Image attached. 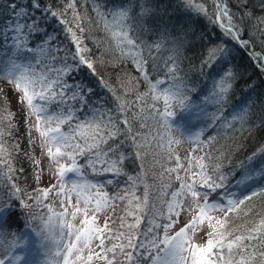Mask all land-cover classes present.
Here are the masks:
<instances>
[{"label":"snow or ice","instance_id":"snow-or-ice-1","mask_svg":"<svg viewBox=\"0 0 264 264\" xmlns=\"http://www.w3.org/2000/svg\"><path fill=\"white\" fill-rule=\"evenodd\" d=\"M218 4L217 19L220 23L216 26L222 29L221 35L224 39L205 49L201 67L208 68V74L215 79L212 98L214 102L222 105L225 97L235 88L239 79L237 69L230 62L231 54L228 44L235 43L242 49H248L251 41L246 39L248 31L246 25L243 29L244 35H241L240 25L244 21L229 13L228 7L224 5V0H218ZM8 6L11 8V23L6 28H0V37L11 39L17 55L22 56L25 51H30L34 58L40 57L37 64L45 65L48 75L42 81L44 90L39 93L33 91L30 95L29 88H34L35 85L41 83V80L32 79L31 77L35 76V73L28 74L25 70L19 77L13 76L11 84L4 82L7 84V92L11 96H15L16 103L20 107H23L20 93L27 100L30 112L35 113L33 127L40 133L46 145L54 144L56 146L55 151L51 146L47 147V155L53 161H57V158L62 155L69 156L72 158V167L59 165L56 175L60 183L59 185L53 184L50 188H33L32 192H25L15 184H10L7 190L0 188V264H19V261L23 259L22 255L14 253V249L22 241L11 232V229L24 226L20 221L24 209H28L34 220L39 217L46 225L50 222L51 217L44 220V217L39 216L35 209L47 207L43 203V197L48 196L53 190H56L57 196L65 197L68 204H71L73 194L76 197V203L72 205L75 210L69 213L68 207H63L59 214L61 217H66L69 214L74 217L79 213L84 216L81 221L82 226L69 232V235L75 237V243L67 246L66 254L63 257L64 264H75L76 261H79L80 264H94V261H99L100 264H264V248L250 250L256 248L254 243L256 241L261 242L264 246V220H261L259 228L247 229L246 234H237L238 230L233 229L230 223L229 214L236 211L239 205L244 204L245 200H249L251 197L240 200L229 199L226 203L223 198L213 199L214 196L220 197L218 190L225 188V180H227L226 176L220 174L219 163L207 170L204 165H201L200 173H193L194 176H200L201 185L183 183L180 192L173 191L171 193V196L175 198L174 203L165 200L160 209H149L148 216H151L152 219H148V216H144L142 213L137 214L136 210L140 208V205L136 204L132 211L127 212L125 216L109 218L112 221L111 227L107 220L103 228L93 226L96 214L107 207L114 206L116 201L125 200L127 193L109 196L102 187L98 189L97 185L92 183L77 184L73 182L70 188H66L64 177L68 172L80 173V167L76 165V157L80 156L84 157L87 166L94 173L110 177L104 182L105 184L119 186L121 178H125L126 184L135 187V180L140 177L134 178L124 171L125 164L122 162L126 161V155L122 152V148L125 143L131 144L134 149L132 155L138 157L140 155L138 150L141 149V146L137 143L139 138L136 135H129V129L120 127V117L127 112L131 105L121 102L112 107L102 99L97 92V86L106 91L111 90L108 88L107 82L99 78L95 61L89 55V49L83 45L82 40L72 28L65 29L71 35L69 43L72 44V47L57 44L60 37L52 35L47 30L46 23L43 20H37L36 16L32 14V10H35L40 13L42 18L45 16L41 9V0H28V3L23 7L16 4L14 0H10ZM68 7L71 8L72 5L69 4ZM48 11L53 19L58 15L51 9ZM150 11L149 7H141L140 15L137 17L142 22L141 27L147 23L144 17H147ZM63 14V11L59 13V15ZM120 15L126 16L127 13L121 12ZM214 15L217 14L214 13ZM234 20L237 22L233 23ZM77 28L79 29V25ZM187 35L185 33L183 38L177 36L175 39L169 40L165 33L159 38L161 42L155 44V47H161L163 42L172 45L169 50L173 52V56L169 57L167 64L174 65V68H168V72L173 77L172 96L182 108H187L190 104L189 98L185 94L189 89L187 86L180 87L174 82V78L175 73L182 70L178 63L182 55L181 49L189 50L184 43ZM123 39L127 45H131L133 48L138 47L133 39L128 38L127 33L123 34ZM53 45L55 47H52ZM144 47L151 50L153 45L144 43ZM247 54L250 59L259 63L261 69H264V49L259 52L253 49ZM146 63L148 61L145 59H137L135 67L144 75L145 79H148L147 73L144 72ZM51 65L59 66L52 67ZM217 65H220L218 69ZM12 67L20 69L24 66L14 63ZM83 71H88L97 78L96 86L85 79L77 78ZM8 75L12 76L13 74L9 72ZM163 83L158 80L156 84L150 85V89L154 90ZM189 83H194V81H189ZM34 96H39L40 100L46 103L37 106L34 103ZM115 99L120 100V97L116 96ZM137 99H142V97H137ZM9 102L11 101L9 100ZM247 103L244 101L238 106L247 105ZM52 105H55V108H52ZM167 109L166 102L165 111L157 113V117H162L167 121V118L174 115ZM246 115V112L241 108V111L233 116V119L244 122ZM81 116H83V120H81ZM24 118L25 116L22 115L18 125L23 124ZM28 119L31 123L30 115ZM53 121L56 123L55 127L47 126ZM73 121L76 122V128L72 129V135L65 134L61 130V125H68L71 129ZM42 122L43 131H41ZM123 124L129 125L130 121L125 118ZM257 132L264 136V120L261 121V127L257 129ZM198 136L199 134H197ZM77 139L82 143H73ZM62 147L71 149V151L61 153ZM255 156L256 153H253L249 160L254 161ZM35 163L38 165L39 161L37 160ZM10 171L12 170L10 169ZM22 171L27 173L25 183H28L30 187L39 179L38 175L33 174L31 164L27 169L22 168ZM254 175H259L261 179H264V168H259L254 163L247 169L242 167L241 171L236 173V176L240 177L237 184H246L252 181ZM235 178L234 176L233 179ZM177 179L181 178L178 176ZM201 187L207 191L202 192ZM92 189L96 191L93 193L90 191ZM5 195L7 200L4 198ZM252 195L255 196L257 193L253 192ZM260 195H264V189L261 190ZM146 201L147 197L145 196V203ZM81 203L83 209L79 207ZM132 203V200L128 201L129 205ZM64 204L65 200H61V205ZM49 211H51L50 208ZM89 211L92 213L91 219H89ZM215 212H222L223 219H216L212 215ZM185 213L195 214L189 215L183 226L175 231L174 235H168L176 220L182 219ZM157 215L166 217L163 223L155 222ZM126 217H132V222H128ZM61 223L66 224L70 230L73 228V225L68 221L62 220ZM159 232L165 233L162 241ZM10 236L13 238L9 239ZM194 240L202 242L193 243ZM93 244L99 249L98 251L92 247ZM161 244L165 248L162 249ZM85 250H87L86 256L83 254ZM162 251L168 258L160 255Z\"/></svg>","mask_w":264,"mask_h":264},{"label":"trees","instance_id":"trees-1","mask_svg":"<svg viewBox=\"0 0 264 264\" xmlns=\"http://www.w3.org/2000/svg\"><path fill=\"white\" fill-rule=\"evenodd\" d=\"M71 1L72 7L68 9H66V1L63 0H41V5L58 13L55 19L52 17L51 23L53 25L58 23L63 29L71 25L70 12L78 15L83 29V45L89 49V55L95 61L99 78L105 80L111 90L106 91L97 86V92L109 106L114 107L121 102L131 105L120 117V127L129 129V135H136L139 138L137 143L141 149L138 150L140 155L137 157L132 155L134 149L131 144L123 145L122 152L126 155V161L123 163L127 174H133V177L139 176L140 179H137L140 181L139 185L145 186L151 192L148 183L153 178L148 164L156 165L157 157H161L163 147L170 141V131L176 130L177 127L184 132L203 129L202 150L206 170L219 163L220 174L227 177L225 188L218 190L220 197L214 196L213 199L223 198L224 202H227L229 199L240 200L251 197L229 214L230 223L233 229L238 230L237 234H246V230L252 227L259 228L261 220H264V195H260L261 190L264 189V179L254 175L252 181L237 184L240 177L236 176V173H239L242 167L247 169L253 163L259 168H264V136L257 132L261 127V121L264 120V69H261L259 63L254 62L247 54L253 49L257 52L264 49V27L259 16L264 8V0H224L229 13L244 21L240 25L241 35H244L243 29L246 25L248 29L246 39L251 43L248 49H242L235 43L228 44L230 62L237 69L239 79L222 105L214 102L212 98L215 79L208 74V68L201 67L205 49L224 39L221 35L222 29L216 26L220 23L217 19L218 0H191L198 7L189 0ZM184 1L188 5L183 4ZM9 2L10 0H0V28H6L5 23L11 19L6 6ZM142 6L151 10L149 15L144 17L147 23L143 24V27H141L142 22L137 19ZM61 11L63 15H59ZM119 12L127 13L124 28L129 26V35L138 47L127 45L125 40L114 33L117 28L114 25V17H117ZM165 33L169 40L177 36L183 38L185 33L188 34L184 43L189 50L181 49L182 55L178 63L182 70L176 72L174 78V82L180 87L187 86L189 89L185 93L190 101L187 108H182L172 96L173 77L169 74L168 68H174V65L167 64L169 57L173 56V52L169 50L172 45L163 42L161 47H155L156 43L161 42L160 36ZM7 39L0 37V53L6 48ZM142 41L153 45L152 49L145 48ZM65 42L69 46L72 45L66 39ZM137 59L148 61L144 65L148 79L136 69ZM219 67L220 65H217V69ZM77 78L85 79L96 86L97 78L88 71L81 72ZM158 80L164 83L154 90L150 89V85L156 84ZM163 93L166 95L164 96ZM116 96H119L120 100H116ZM137 97L142 99L138 100ZM244 101L248 102L247 105L238 106ZM166 102L167 110L174 113L172 117L167 118V121L157 117V113L165 111ZM241 108L247 114L244 122L233 119ZM7 110L8 104L0 90V188L2 189L6 178L10 176L16 165L15 152L8 143V134L12 126L8 124V118L4 114ZM125 118L130 121L129 125L123 124ZM72 129L75 128L72 127L68 132L71 135ZM253 153H256L254 161L249 160ZM100 177L101 183L110 178L105 174H101ZM124 181L125 178H121L119 186L116 187L129 185ZM103 185L114 191V184ZM200 185L201 182L198 186ZM201 190L207 191L202 187ZM253 192L257 195L253 196ZM37 210L36 208L35 211ZM254 243L256 248L250 250L264 248L261 242Z\"/></svg>","mask_w":264,"mask_h":264},{"label":"rangeland","instance_id":"rangeland-1","mask_svg":"<svg viewBox=\"0 0 264 264\" xmlns=\"http://www.w3.org/2000/svg\"><path fill=\"white\" fill-rule=\"evenodd\" d=\"M63 1H66V9H68V5L72 1ZM189 1L192 2L191 0ZM15 3L23 7L28 3V0H16ZM183 4L188 5L186 1H184ZM192 4L194 3L192 2ZM8 5L9 4H6L9 12L11 13V8ZM194 6L198 7L196 4H194ZM41 9L45 13L43 18L40 16V13L36 12L35 10H32V14L36 16L37 20H43L46 23L47 30L52 35H58L60 37V39L57 41V44H62V46L67 47L72 46L67 45L65 42V39L67 41L71 40L70 33L64 30L67 28H72V30L76 32V35L79 36L81 40H83V29L80 19L76 13L70 12L71 25L67 27L65 26L63 29L59 27L58 23H55L54 25L51 23L52 15L48 11L47 7L41 5ZM119 13L117 17H114V25L117 27L115 28L116 30L114 33L121 39H123V34L127 33L128 38L132 39L129 35V26L124 28V26H126V16H121ZM259 16L262 20V26L264 27V8L262 9V13H260ZM10 23L11 19L5 23V26ZM77 25H79V29L77 28ZM59 31H62V33ZM5 46L6 48L0 53V90L4 100L8 104V110L4 114L8 118V124L12 126V129L9 132L10 134H8V143L11 146L10 148L15 152L16 165L14 170L9 174L11 177L8 176V178H6L3 189L7 190L10 184H15L25 192H32L33 188H50L53 184L59 185L60 181L56 175L59 165L62 164L65 167H72V158L62 155L57 158V162L53 161L47 155V147L51 146L53 151H55L56 146L54 144L46 145L44 143V139L40 136V133L33 127L35 123V113L30 112L27 100L24 99L23 94L20 93L21 102L23 104V107H20L16 103L15 96H11V94L7 92V84L12 83L13 76L19 77L21 72H24L25 70L28 74L35 73V76L31 77L32 79L41 80V83L35 85L34 88H29V94L31 95L33 91L39 93L44 90L42 81L44 77L48 75L45 65H38L37 60L40 59V57L37 56L34 58L33 53L30 51H25L22 56L17 55L10 38L5 41ZM52 47H55V45ZM14 63L23 65L24 67L20 69H13L12 65ZM29 65L31 66L29 67ZM51 66L58 67L59 65ZM9 72H11L13 75L9 76ZM5 81L7 84L4 83ZM163 94L164 96L166 95L165 93ZM9 100L11 102H9ZM34 103L37 106H40L46 102L40 100L39 96H34ZM51 107L55 108V105H52ZM22 115L25 116L24 122L23 124L18 125V121H20ZM29 115L31 117V123L28 119ZM47 126L55 127L56 123L53 121ZM72 127L76 128L75 121H73ZM43 130L44 126L42 122L41 131ZM61 130L65 134L71 135L68 133L70 130L69 126L65 127V125H61ZM197 134H199L198 137ZM203 135V129L184 132L181 128L177 127L176 130L170 131V141L163 147L161 157H157L156 165L148 164L153 178L148 183L151 192L145 186H140L139 180H135V187H132L131 185H125L121 188H118L114 184V191H111L112 188H107V186L103 185L104 183H101L102 180L100 175L94 173L92 169L87 166L84 157L80 156L76 157V165L80 167V173H66L64 177L65 186L66 188H70L73 182L77 184L92 183L96 184L98 189L102 187L103 191L107 192L109 196L117 193L120 195H125L127 193L125 200L116 201L114 206L107 207L100 213L96 214V219L93 223L94 227L103 228L106 220L111 227L112 221L109 218L115 219L125 216L127 212L132 211L134 205L136 204L140 205V208L136 210L137 214L142 213L144 216H148L149 209H160L165 200L174 203L175 198L171 196V193L173 191L180 192L181 185L183 183H196L198 185L201 182L200 176H194L193 173H200L201 165L205 166V161L203 160L204 153L202 150L204 144L202 139ZM28 137L31 139H27ZM176 141H179V143H176ZM73 143H82V141L77 139L73 141ZM68 151H71V149L63 147L61 148V153ZM37 160L39 161L38 165L35 163ZM29 164H31L33 174L39 176V179H37L31 187L28 183H25L27 173L22 171V168L27 169ZM124 171H126V168H124ZM128 175L134 176L133 174ZM178 176L181 179L178 180ZM90 191L94 193L96 190L92 189ZM201 191L203 192V190ZM145 196L147 197L146 203ZM4 198L7 200L6 195ZM61 200H65V204L63 206L61 205ZM129 200H132V205L128 204ZM43 203L47 207H37L38 210L35 212L38 213L39 216H43L44 220H48L49 217H51V220L47 225L41 219H39V217L34 220L32 215L29 214L28 209H24L23 215L20 216V221L24 226L21 228L11 229V232L18 236L20 241H22V243H20L19 246L14 249V253H18L23 256V259L19 261V264H64L63 257L66 254L67 246L71 243H75V237L69 235V232L75 231L82 226L81 221L84 219L82 213H79L74 217L71 214L66 217H61L59 215L62 212L63 207H68L69 213L75 210L72 207V205H75L76 203L75 194L72 195L71 204H68L65 197L57 196L56 190H53L48 194V196L43 197ZM110 204H112L111 201ZM79 207L83 209V204L81 203ZM49 208L51 211H49ZM194 214L195 213L183 214V218L176 220V222L173 224L172 230L168 233V235H174L175 231H178L179 228L183 226L189 215ZM88 215L89 219H91V211H89ZM212 215L216 219H223L222 212H215L212 213ZM148 218L152 219L151 216H148ZM126 219L128 222H132V217H126ZM165 219L166 217L157 215L155 222L163 223ZM62 220L70 222L73 225V228L71 230L68 229L66 224L61 223ZM158 234L160 240L162 241L165 233L159 232ZM12 238L13 237L11 236L9 237V239ZM201 242V240L193 241V243ZM92 247L97 251L99 250L95 247V244H93ZM161 248L163 249L165 246L161 244ZM83 254L86 256L87 250H85ZM160 255L162 257L168 258L166 257L164 251H162ZM72 259L74 260V257H72ZM75 264H80V262L76 261ZM94 264H100V262L94 261Z\"/></svg>","mask_w":264,"mask_h":264}]
</instances>
